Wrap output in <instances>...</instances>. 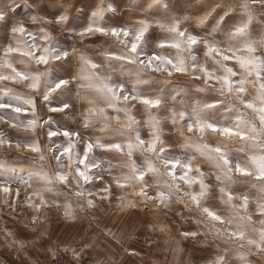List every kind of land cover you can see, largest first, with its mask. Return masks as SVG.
Here are the masks:
<instances>
[{"label": "clouds", "instance_id": "obj_1", "mask_svg": "<svg viewBox=\"0 0 264 264\" xmlns=\"http://www.w3.org/2000/svg\"><path fill=\"white\" fill-rule=\"evenodd\" d=\"M0 264H264V0H0Z\"/></svg>", "mask_w": 264, "mask_h": 264}]
</instances>
